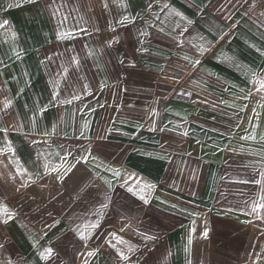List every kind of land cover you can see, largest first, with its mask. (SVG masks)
I'll use <instances>...</instances> for the list:
<instances>
[{
	"label": "crops",
	"instance_id": "0c3cea01",
	"mask_svg": "<svg viewBox=\"0 0 264 264\" xmlns=\"http://www.w3.org/2000/svg\"><path fill=\"white\" fill-rule=\"evenodd\" d=\"M262 2L0 0V264H264Z\"/></svg>",
	"mask_w": 264,
	"mask_h": 264
},
{
	"label": "rangeland",
	"instance_id": "374dc122",
	"mask_svg": "<svg viewBox=\"0 0 264 264\" xmlns=\"http://www.w3.org/2000/svg\"><path fill=\"white\" fill-rule=\"evenodd\" d=\"M262 1L263 2L261 3V6L260 5H259L260 7L258 6L260 9L258 11L256 9V13L258 12L257 15L251 18L252 22L249 21V18H250L249 15H251L252 13L251 11H253L252 9L244 12L240 17L236 19V22H235L236 26L230 32L232 34L234 33L236 37L235 49L237 50L238 49H246V50L251 49L253 52L256 51V52L264 53V0ZM263 59L264 58H262V61ZM243 60L244 59L237 57L235 65L242 66L244 62L245 64H248L247 61L245 60L243 61ZM259 60H260L259 58L252 59V66L256 68V69H252L251 79L249 80L251 81L250 88H251L252 96H255V95L260 96L261 94H263L261 93L260 83H259V80L257 79V76L260 75L259 69H257V67L261 64ZM237 76H240V75H237ZM254 109H256V107H254Z\"/></svg>",
	"mask_w": 264,
	"mask_h": 264
},
{
	"label": "snow or ice",
	"instance_id": "6c2138e0",
	"mask_svg": "<svg viewBox=\"0 0 264 264\" xmlns=\"http://www.w3.org/2000/svg\"><path fill=\"white\" fill-rule=\"evenodd\" d=\"M33 2H34V0H33ZM104 6H105V7L108 6V5H107V0H105V5H104ZM165 7H167V5H165ZM250 7H255V4L250 5ZM128 19H129L128 16H123L122 19H121L120 21H118V22H119V23H124V22L127 21ZM189 23H191V22L189 21ZM6 25H8V21H7V20H4V21L0 22V28H4ZM84 31H86V30H84ZM108 46H109V47L111 46V42L109 43ZM202 50H203V49H202ZM73 59H74V58H73ZM77 63H78V61H77ZM194 63H195V64H198L199 61L197 60V61H195ZM65 71H67V69H65ZM85 87H87V86H85ZM262 88H264V83H262ZM66 102L70 103V101H66ZM0 131L7 132L8 129H7V128H3V129H0ZM77 163H79V161H77ZM53 171H56V169H53ZM65 171H67V169H66ZM116 175L119 176L120 173H119V172H116ZM124 183L127 184V183H128V180L125 179ZM137 183H139V181H137ZM23 186H24V185L22 184L21 187H23ZM151 187H152L151 185H142L140 191H141V193H143V191H144L145 188H151ZM128 191H130V192L133 191V188H132V187H129V188H128ZM140 198H141L142 200H145V197H144L143 195H141ZM145 203H147V200H145ZM103 207H107V205L105 204V205H103ZM260 207H261V208H264V204L260 205ZM2 210H3L5 213H7V211H8L6 206L3 207ZM255 210H256V209L253 208V211H255ZM8 218H9V219L11 218V214H10V213H8ZM7 222H8L7 220H4V221H3V223H7ZM97 226H98V225H96V224H92V225H91L92 228H95V227H97ZM84 227H85V229H87L89 226H88V225H85ZM81 235H82V238L87 239V237H84L83 234H81ZM204 236H207V232L204 233ZM113 237H114V239H117V242H118V243H125V241H123L122 239L117 238V237L115 236V234H113ZM188 243H189V245H190V244H191V240H189ZM0 247H3V244H0ZM128 251H129V252L132 251L131 247H129ZM94 254H95V253H93V252H89V253H88L89 256H92V255H94ZM40 255H41V257H42L43 259L47 260V259L52 255V249H50V248L45 249L43 252L40 253ZM118 255H119L120 259H122V260H125V261L129 260V257H128L124 252H122V251L119 252ZM85 264H87V262H85ZM189 264H190V262H189Z\"/></svg>",
	"mask_w": 264,
	"mask_h": 264
}]
</instances>
